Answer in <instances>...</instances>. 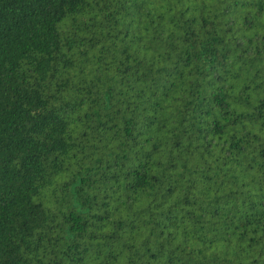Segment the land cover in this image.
Segmentation results:
<instances>
[{
  "label": "trees",
  "instance_id": "trees-1",
  "mask_svg": "<svg viewBox=\"0 0 264 264\" xmlns=\"http://www.w3.org/2000/svg\"><path fill=\"white\" fill-rule=\"evenodd\" d=\"M0 264H264V0H0Z\"/></svg>",
  "mask_w": 264,
  "mask_h": 264
}]
</instances>
